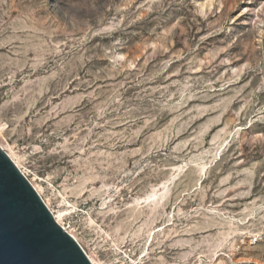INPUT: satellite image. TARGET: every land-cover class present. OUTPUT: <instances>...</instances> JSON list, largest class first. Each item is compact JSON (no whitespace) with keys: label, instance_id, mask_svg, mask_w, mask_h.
<instances>
[{"label":"rangeland","instance_id":"1","mask_svg":"<svg viewBox=\"0 0 264 264\" xmlns=\"http://www.w3.org/2000/svg\"><path fill=\"white\" fill-rule=\"evenodd\" d=\"M0 144L101 264H264V0H0Z\"/></svg>","mask_w":264,"mask_h":264},{"label":"water","instance_id":"2","mask_svg":"<svg viewBox=\"0 0 264 264\" xmlns=\"http://www.w3.org/2000/svg\"><path fill=\"white\" fill-rule=\"evenodd\" d=\"M0 264H93L1 146Z\"/></svg>","mask_w":264,"mask_h":264},{"label":"bare ground","instance_id":"3","mask_svg":"<svg viewBox=\"0 0 264 264\" xmlns=\"http://www.w3.org/2000/svg\"><path fill=\"white\" fill-rule=\"evenodd\" d=\"M0 146L2 147V149L3 150H5L6 151V153L9 155V157L13 160V162L17 165V167L21 170V172L26 176V177H28L27 176V174L25 173V171L22 169V167L20 166V164H19V162L15 159V155L13 154V153H11V152H9V151H7L5 148H3V146L0 144ZM30 182H31V184L35 187V189L38 191V193L41 195V197H42V194H41V191H40V189H39V187L37 186V185H35L31 180H29ZM44 199V198H43ZM44 201H45V203L47 204V206L49 207V209L51 210V212L53 213V215H54V217H55V219H56V221L66 230V231H68L69 232V230L67 229V227L66 226H64L63 224H62V222H61V218H62V216H63V213H58V214H55V212L50 208V206H49V204H48V202L44 199ZM70 233V232H69ZM71 234V233H70ZM71 235H73V234H71ZM73 237H75L74 235H73ZM76 238V237H75ZM77 239V238H76ZM78 241V240H77ZM87 253V252H86ZM87 255H88V257H89V259L91 260V262L93 263V264H101L100 262H97V261H95L88 253H87Z\"/></svg>","mask_w":264,"mask_h":264}]
</instances>
